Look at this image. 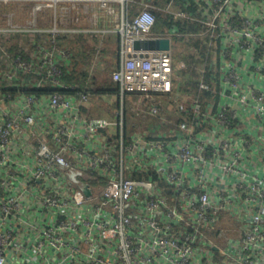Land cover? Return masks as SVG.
Returning a JSON list of instances; mask_svg holds the SVG:
<instances>
[{
    "label": "built area",
    "instance_id": "2783aa9c",
    "mask_svg": "<svg viewBox=\"0 0 264 264\" xmlns=\"http://www.w3.org/2000/svg\"><path fill=\"white\" fill-rule=\"evenodd\" d=\"M7 2L30 18L7 14L0 32L50 37L0 69V264H264V0L140 3L131 17L134 0ZM84 3L119 9L117 91L99 95L114 120L87 117L94 95L65 78L61 29L37 25ZM156 11L203 31L156 34ZM175 36L204 38L211 65L209 96L176 105L180 120L162 100L171 49H134ZM126 99L158 121L127 133Z\"/></svg>",
    "mask_w": 264,
    "mask_h": 264
},
{
    "label": "trees",
    "instance_id": "16d2710c",
    "mask_svg": "<svg viewBox=\"0 0 264 264\" xmlns=\"http://www.w3.org/2000/svg\"><path fill=\"white\" fill-rule=\"evenodd\" d=\"M140 1L146 2L147 0H137L138 4L134 2L130 5V11H132L134 14H137L142 7ZM167 1L168 0H165L164 2ZM154 4L156 5V7H161L162 5H159V3L156 1L154 2ZM154 13L156 16V24L153 28V32L156 34H164L170 31L172 28H176V31L178 33H194L197 32L196 30H199V25H195L183 20H175L172 15L165 14L160 11H156ZM44 35L45 37H47H43ZM49 37L50 35L47 33H19L17 35L11 33H0V63L2 64V66H0V69L7 68L8 65L11 64L13 58L19 54L24 55L26 58H31L34 52V45L38 42L40 44L46 45ZM78 37L80 36H76L75 34L61 33L56 38V42L60 48L71 52V58L67 63H65L63 68L65 78L75 83L78 89H86L94 96L116 93L117 85L112 81V72L117 69L119 65V49L117 52V57L113 50L104 48L102 51L105 55H107L108 53L112 54L113 52V59H115L116 62L107 63V65L103 66H95L97 68H93L92 71V61L88 65L89 61L87 60L90 57V54H85L86 51L84 50L83 43ZM173 38L185 39L186 44H188L187 47L192 46L193 48L199 49V46L196 45V41L198 40L194 37L175 36ZM116 42L120 47L119 40H112L108 45L116 46ZM203 46L205 47L204 44L200 46V49L197 53L187 52L186 54H184L180 52L179 55L172 56L174 70L173 74L175 76H178L179 80H177L176 82L179 81L180 85L175 87L173 83V90L169 98L171 100L170 104H173L174 110L176 109V112L165 111V114L173 120L181 119V114L175 113H177L178 111L176 105H184L183 103H181L183 97H189V100L186 101V104H190L195 100H199V102H202L206 97L209 96V93L201 92L199 90L200 81L203 79L208 80L209 74L211 72L210 59L209 56L207 57L206 55V48L203 51ZM95 51L96 49L94 50V53ZM4 59L8 60L4 61ZM180 61L185 62V68H180ZM35 92H41V90ZM164 105L167 104L164 103ZM113 108L116 109L117 105L114 104ZM138 115L140 116V118L137 117L138 121L142 120V122L145 121L148 124L156 123L158 121L157 119L151 117L149 118L146 112L139 113L137 110V116ZM124 124L126 125V121L124 122Z\"/></svg>",
    "mask_w": 264,
    "mask_h": 264
},
{
    "label": "crops",
    "instance_id": "0c3cea01",
    "mask_svg": "<svg viewBox=\"0 0 264 264\" xmlns=\"http://www.w3.org/2000/svg\"><path fill=\"white\" fill-rule=\"evenodd\" d=\"M158 2L160 4H164L165 0H147L140 1L145 2L147 4H150L154 7L156 5L154 2ZM82 7V9L76 8L71 9L69 13H67L66 16L63 15L62 20L67 19V23L62 24L59 23V16L61 15L58 9L52 10V9H44L42 12H40L37 16V25L44 30L50 29L52 26H58L61 29L62 33H68V34H75L80 39V41L83 43L84 50L86 51L85 54L89 55L90 57L87 59L88 65L92 61L91 66H98V65H107V63L116 62L115 59H113L114 54L118 57V49L119 45L116 42V46L108 45L110 41L112 40H119L120 41V35H119V27H120V16H119V9L118 6L115 5L116 12L114 14H108L105 11L98 8L96 4L91 3H84L79 5ZM30 9L31 6L29 3H20V2H7V3H1L0 4V16H2V25L5 21V16L10 13H13L14 19L17 21H26L30 18ZM130 17L134 16L135 14L130 11ZM70 19V20H69ZM69 20V21H68ZM198 27V26H194ZM199 30H196L197 32L194 33H201L203 31L202 27H198ZM43 34V33H40ZM46 34V33H44ZM61 34V33H60ZM45 37V35L43 36ZM47 37V36H46ZM45 37V38H46ZM114 37V38H113ZM180 37V36H178ZM172 41V39H171ZM39 43V42H38ZM203 45V43H202ZM104 48L113 50L112 54L108 53L107 55L104 54L102 51ZM96 49L95 53L94 50ZM68 51V50H67ZM172 52V51H171ZM118 63V59H117ZM183 64V66H181ZM180 68H185V62L180 61L179 62ZM178 76H175L173 74V83L174 86L177 87L180 85ZM179 83V84H178ZM94 99L90 101L89 108L92 106H95L99 104V101H106L107 106H104L102 108H95L96 111H103L107 116L113 114V106L109 105L108 97H104L102 100L99 98V96H94ZM103 101V102H104ZM88 108V109H89ZM111 117V116H109ZM104 118V117H101Z\"/></svg>",
    "mask_w": 264,
    "mask_h": 264
},
{
    "label": "rangeland",
    "instance_id": "374dc122",
    "mask_svg": "<svg viewBox=\"0 0 264 264\" xmlns=\"http://www.w3.org/2000/svg\"><path fill=\"white\" fill-rule=\"evenodd\" d=\"M134 1L136 2V4H138L137 0H134ZM79 9H82V7L79 6ZM0 13H2V12L0 11ZM62 18H63V16H59V23H61V22H62V24L67 23V19L65 21V20H62ZM1 20H2V16H0V28H4L6 26V22H7L6 16H5V21L3 22L4 23L3 25H2V21ZM0 33H8L9 34L11 32H0ZM11 34H14V33H11ZM14 35H17V34H14ZM194 38L198 40V41H196V45H198L199 49H200V46H202L201 43H203L204 38H202V37H194ZM187 45L188 44H186L185 39L173 38L172 41H171V51H172L171 54H172V56L179 55L180 52L186 54L187 52L188 53H191V52L197 53L199 51L198 48H193L192 46L187 47ZM205 48L206 47L203 46V51L205 50ZM15 57L13 58V60L15 59ZM5 60H8V59H4V61ZM0 66H2L1 63H0ZM93 68H97V67L92 66L91 67L92 71H93ZM92 99H94V98H92ZM162 100L167 105H169L171 103V100L169 99V97H162ZM103 101L100 100L99 104L96 105L95 108L96 109L97 108L105 109L103 107L107 106L106 105L107 102L106 101L103 102ZM183 104H186L185 101H183ZM136 105L137 104L135 102H132L130 99H126V102L124 104V122L126 121L125 131L127 133H130V132H132L134 130L142 131L148 126L147 122H145V121L142 122V120L141 121L137 120V117L140 118V116L139 115L137 116ZM95 108H94V106H92L91 108L88 109L87 117H104L107 120H114L113 114L112 115L110 114V115L107 116L103 111H96ZM109 116H111V117H109Z\"/></svg>",
    "mask_w": 264,
    "mask_h": 264
},
{
    "label": "water",
    "instance_id": "95a60500",
    "mask_svg": "<svg viewBox=\"0 0 264 264\" xmlns=\"http://www.w3.org/2000/svg\"><path fill=\"white\" fill-rule=\"evenodd\" d=\"M134 49L141 51H169L171 40L169 38L141 39L134 41Z\"/></svg>",
    "mask_w": 264,
    "mask_h": 264
}]
</instances>
